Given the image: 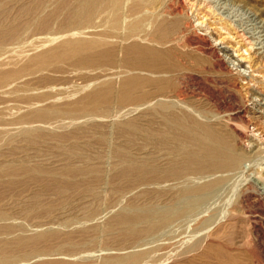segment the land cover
<instances>
[{
    "label": "rangeland",
    "instance_id": "obj_1",
    "mask_svg": "<svg viewBox=\"0 0 264 264\" xmlns=\"http://www.w3.org/2000/svg\"><path fill=\"white\" fill-rule=\"evenodd\" d=\"M182 1H184L186 7L184 15H187L186 18L190 20V22L188 21L190 26L193 25L194 32L196 31L197 35H201L205 31L209 35L212 33L210 35L211 42L222 48L230 49L232 56H234L228 58L222 54L225 65H220L213 57L206 55L199 46L189 43L190 37L177 36L179 39H183L176 46L180 49L175 48L173 51V58H178V61L184 59L185 61L183 60V63H181L186 65H183L186 69L184 68L185 70L172 82L171 87H174L176 91H174V88H170L173 90L169 89L167 95H180L181 93L191 106L194 105V107L204 110L206 114H209L208 116L213 117L216 115L224 117L226 121L227 119L232 120L231 127L246 134V140L251 145L254 144L256 148L251 147V150L256 153V156L245 163V174L233 178L225 190L218 194L219 196L217 195L209 201L207 207H197L199 210L196 218H199H194L193 220L197 221L193 223L192 228L187 229L188 232H193V229L196 230L195 228H197V232L194 231L192 234L203 239L201 247L195 253L188 256L177 254V245H179V242L182 243L186 240L182 236L184 235L182 227L184 225L180 224L157 229L144 239L143 246L151 248L157 246L154 253H157L158 257L162 254H168V259L165 262H155V264H264V240L257 237L255 233L257 229L264 233V201L256 200L252 191L245 194V199L244 197L240 199L238 197V189L241 185H244L245 179L254 183L259 190L264 192V154H257L259 149L264 151V103L259 100L256 101L258 99L257 95L261 96L260 99L264 98V19L260 15L264 14V0ZM0 6V38L5 37L7 39L11 37L12 34L18 32L31 21H35L38 30L29 36L28 41L35 39V42H38L45 36L40 30L42 21L47 15L45 0H0ZM168 12L170 13H168L170 17L168 18L173 20L175 15L172 9L168 8ZM219 18L223 21H218ZM11 28H13V31ZM193 33L192 36H194ZM248 43L254 47L256 52V54H253V59H249V54L245 52L244 46ZM14 47H8L11 49L7 51L6 56L13 53L17 46ZM241 55L242 57H239ZM239 58L244 61L243 68L238 69V71H241V75L237 74L238 71L235 65L238 63L237 61L235 63V60H240ZM252 60L254 62L250 64ZM108 65L107 63L104 66L88 67V69L52 68L46 71L47 73L44 72L26 79L25 82H30L27 85L29 87L27 91H30V96L33 97L47 89L45 93H51L50 95L56 98L52 100H58V106H61L60 104L66 105L83 98L91 91L93 88L91 86L94 83L96 84L97 78L106 73L111 77L115 75V84L119 86L122 72L130 70V68L124 64L121 65L119 62ZM120 66H125L127 70L125 67L121 68ZM83 86H86L87 89L85 90ZM38 91L40 92L37 93ZM177 91L179 94H176ZM253 91L256 92V96H253ZM18 94V97L13 98L14 100L5 99V102L1 101L0 103V131L8 129L15 132L14 130L27 126L12 124L16 118L25 114L24 110L21 112L16 110L25 105H23V100L20 98L21 92ZM52 100L46 102V105H53ZM136 106L138 105L128 104L120 107L118 104H113L107 106V113L104 114L53 118L48 122L50 127L53 128V133L52 130L47 133L44 132V134L41 132L33 139L27 137L28 140H26V137L22 138L15 135L19 138L15 139L16 142L12 145L1 139L0 149L3 151L0 150V161L3 164H10L11 161L16 162L15 160L17 162L18 160L24 161L25 159L30 160V163L33 162L32 164L37 162L39 165L52 168L56 172H63L66 169L69 172V169L72 168H83L88 171L87 175L77 177L70 175L64 178L65 180H57L52 177L34 178L26 176L18 178L13 185L7 182L2 183L4 189L2 188L1 208L9 214L11 219L13 218L11 221H15L23 227V230L29 235L47 229L61 231L58 238L37 245L39 249H54L55 251L52 254L38 256L43 258L42 260L40 258V261L38 257L32 258L29 264L31 262L37 264L42 261L64 264H105V258L124 257L137 248V243L133 244V238H130L131 240L126 238L127 241L119 229L112 228L115 215L128 206H140L141 208L151 203L154 207H159L162 199L156 194H150V196L145 190L144 183L143 186H138L132 183L131 179L123 178L120 175V166L126 159H135L141 162L148 153H156L153 154L155 156L162 154L163 148L146 140L139 121L142 108L140 107L134 111L133 109ZM240 108L248 111L246 116H243L245 120L248 119L245 125L240 122L243 115L239 116ZM132 121L138 124L139 130L133 131L134 129L130 126ZM39 124L42 125V128L49 125L43 126L41 122ZM54 135L57 137H54ZM102 138H107L109 142L104 143ZM249 142H247V145ZM164 152L166 151L164 150ZM65 184L71 185L72 188L69 186L70 188L64 189ZM253 189L254 187L251 186L250 190ZM37 198H40V200ZM38 200L42 203L43 209L29 211ZM218 207L222 209L221 212H218L220 210ZM226 209L229 212L226 222H222L219 226H217V222L214 228L217 227L209 230L208 233L204 228L199 230L201 221L204 218L212 217L220 220L228 213L224 214ZM69 238L71 244L66 241ZM174 247L176 248L174 249ZM8 249L18 252L15 247L10 246Z\"/></svg>",
    "mask_w": 264,
    "mask_h": 264
},
{
    "label": "bare ground",
    "instance_id": "obj_2",
    "mask_svg": "<svg viewBox=\"0 0 264 264\" xmlns=\"http://www.w3.org/2000/svg\"><path fill=\"white\" fill-rule=\"evenodd\" d=\"M45 4L47 15L42 21V28H40L45 34L42 39L38 42H35V39L28 41L29 36L38 30L35 21L27 23L7 39L5 37L0 38V103L1 101L5 102V99L14 100L13 98L21 92L20 98L23 100V105H25L16 110L19 112L24 110L25 114L16 118L12 124L27 125L14 130L15 132L8 129L0 131V142L1 139H4L5 143L12 145L16 142L15 139L19 137H26V140H28L27 137L33 139L41 132L44 134V132L47 133L52 130L53 133V128L48 123L53 118L93 116L107 113V106L113 104H118L120 107L121 105L137 104L138 106L133 110L142 108L139 121L145 138L148 142L156 143L159 145L158 147H162V154L155 156L153 154L156 153H148L141 162L135 159H126V157L125 162L120 166V175L125 179H131L132 183L138 186H143L144 183L147 193L158 195L163 203L161 202L159 207H154L151 203H146L147 205L142 206L143 208L128 206L118 212L115 215L112 228L119 229L120 233L125 236L124 239L133 238V244L137 243L138 246L136 245V249L133 248L134 250L129 254L127 253V256L105 258L104 262L105 264H155V262H165L168 259V254H159L158 257L157 253H154L157 246L152 248L143 246L144 239L161 227L179 224L184 225L182 226L184 232L182 236L186 240L182 243L179 242V245H177V254L188 256L195 253L201 247L203 239L192 234L194 231L197 232V228H195L196 230L193 229V232H188L187 229L192 228L193 223L197 221L193 220L197 217V211L199 210L197 207H207L209 201L223 192L233 178L244 175L246 172L245 163L255 157L256 153L251 150V147L254 148L255 146L246 140L247 135L231 127L232 120L227 119L226 121L224 117L216 115L213 117L208 116L209 114H206L204 110L198 109L194 105L191 106L181 93L180 95H167V91L174 88L171 87L173 80L175 81L176 77L186 69L184 67L186 65L182 64L184 59L178 61V58H173V51L177 48L176 46H178L181 39L190 37L189 43L199 46L206 55L213 57L220 65H225L224 56L232 58L234 55L232 56L230 49L214 45L210 38L212 33L209 35L205 31L203 34L197 35L196 31L194 32L193 25L190 26V20L186 18L187 15H184L186 7L182 0H45ZM168 8H171L175 15L173 20L169 19ZM260 15L264 19V14ZM218 21L222 22L223 19L219 18ZM227 26L229 27V25ZM11 29L13 31V28ZM192 33L194 36H192ZM179 35L183 38L180 37L181 39H179L177 37ZM236 36L238 35L236 34ZM11 46H17V48L14 47L13 53L6 56L7 51L11 49L8 47ZM244 47L245 52L250 56L248 58L253 59V54H256L254 47L250 43ZM179 49L177 48V50ZM120 56L121 58H119ZM239 57H242V55ZM118 62L130 68L126 72L122 70L124 72H122V75L119 72L120 78H122L119 86L115 84V75L111 77L106 73L99 76L93 86L88 83L89 86L93 87L88 94L66 105L60 104L61 106H58V100H52L56 98L52 97L51 93H45L47 89L43 93L38 91L39 94L33 97L30 96V91H27L29 89L27 85L30 82H25L26 79L37 74H43L52 68L88 69V67L104 66L107 63L113 65ZM253 62L254 60L250 64ZM235 63L237 71L244 66L242 58L235 60ZM117 66L119 67V65ZM237 74L241 75V71H238ZM84 89H87L86 86ZM176 94H179V92ZM253 96H256V92ZM257 97L256 101L259 100L264 103V98L260 99V95H257ZM51 100L53 105L48 104L50 106H47L46 102L48 103ZM239 110V116L243 114L240 122L245 125L248 119L245 120L243 116H246L248 111L244 108ZM236 119L235 121H237ZM40 122L43 123V126L49 125L42 128ZM130 124L131 128L134 129L133 131L139 130L138 124L133 121ZM15 135H19V137ZM49 135L51 134L49 133ZM43 138L45 137L43 136ZM107 141V138L103 139L104 143ZM247 142H249L248 145ZM260 150L257 151V154H264V151ZM159 152L161 151L159 150ZM15 161H11L10 164H3L0 161V264H29L32 258L52 254L55 251L54 249H39L37 245L58 238L61 232L40 229L41 231L29 235L23 230V227L15 221H11L13 218L11 219L9 214L1 208L2 188L4 187L2 183L7 182L13 185L18 178L26 176L34 178L52 177L63 180L70 175L77 177L87 175L88 172L87 169L83 168H72L69 169V172L67 169L63 172H56L52 168L37 164V162L32 164L33 162L30 163V160ZM239 178L242 180L241 177ZM36 180L39 181L40 179ZM245 180L246 184L244 183L238 189L239 199L252 191L256 200L264 201V192L259 190L254 183ZM71 185H66L64 189H68L67 187ZM249 186L250 188L253 186L254 189L250 190ZM79 187L81 188V186ZM38 195L40 196V194ZM37 199L40 200V198ZM39 200L29 211L43 209ZM221 211L220 208L218 212ZM226 212H228L227 209L224 214ZM228 214L229 212L224 217L222 216L223 218L220 217V220L212 217L204 218L201 221L199 230L204 228L208 233L209 230L215 229L222 222H226ZM216 224L217 226L214 228ZM255 233L257 237L264 240V233L258 229L255 230ZM176 239L178 240V238ZM66 241L71 244L70 238ZM10 246L17 248L18 252L9 250L8 247ZM40 258L38 257L39 261ZM37 264L64 263L42 261Z\"/></svg>",
    "mask_w": 264,
    "mask_h": 264
}]
</instances>
